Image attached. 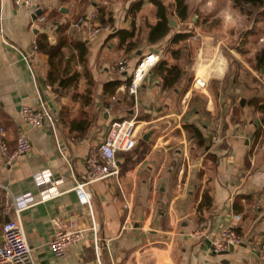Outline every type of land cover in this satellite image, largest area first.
Returning a JSON list of instances; mask_svg holds the SVG:
<instances>
[{
  "label": "crops",
  "instance_id": "obj_1",
  "mask_svg": "<svg viewBox=\"0 0 264 264\" xmlns=\"http://www.w3.org/2000/svg\"><path fill=\"white\" fill-rule=\"evenodd\" d=\"M135 1L36 0L45 17L54 14L40 22L32 18L28 8L17 7L14 0H0V124L5 128L8 148L7 155L0 152V183L16 198L39 192L41 187L35 181L38 174L49 173L56 184L44 193V202L21 213L33 259L36 264H96L89 232L82 243L68 247L62 259H54L49 250L52 219L74 217L78 228L91 226L88 209L72 188L82 179L85 158L103 142L110 122L134 117L138 121L136 146L116 154L118 177L88 188L94 221L99 225L101 264H260L257 251L264 245L263 116L261 119V113L244 106V99L239 102L240 109L234 103L224 104L219 92L216 99L221 112L216 111L209 86L225 76L227 63L217 54L212 43L215 32L205 26L207 20L201 23L202 32L197 31L196 22L202 14L205 19L213 18L219 8L234 6L229 0H185L193 23H180L170 15L176 26L158 44L149 45L146 37L156 21V8L144 1L132 19L127 10ZM92 12L97 14L94 25H109L114 31L94 34V25L87 22ZM100 15L106 23L100 24ZM79 18L84 22L76 24ZM132 22L135 37L131 41L138 47L127 52V42L119 45L111 34L130 30ZM181 26H193L196 32L183 42L188 45L187 53L194 56L189 68L181 57L172 56L181 43L169 44L174 33L185 29ZM39 34L47 35L50 47H60L64 42L60 53L65 77L55 86L46 82V52L31 51ZM151 53L158 57L157 63L136 96H130L125 85L130 71L139 57ZM120 61L126 63L128 71L112 69ZM159 61L183 70V78L174 88L162 87ZM189 78L190 86L182 94ZM196 78L206 82L204 89L193 87ZM113 81L121 85L114 93L104 91ZM195 92L208 96L203 112L189 103ZM40 98L56 118L55 133L48 121L32 128L19 115L22 106L37 108ZM208 117L220 122L211 120L214 124H209ZM185 123L199 129L204 147L196 146L184 131ZM260 127V137L254 142ZM21 133L30 141L31 151L9 160ZM146 135L147 141L143 140ZM204 192L211 199L210 205L198 210ZM1 197L0 190V205ZM234 214L240 215L235 227L241 245L225 255L212 254L208 239L220 225L230 223ZM12 217V212L2 214L0 207V230ZM200 224L206 238L193 236Z\"/></svg>",
  "mask_w": 264,
  "mask_h": 264
},
{
  "label": "built area",
  "instance_id": "obj_2",
  "mask_svg": "<svg viewBox=\"0 0 264 264\" xmlns=\"http://www.w3.org/2000/svg\"><path fill=\"white\" fill-rule=\"evenodd\" d=\"M17 7H26L32 14L38 10L36 0H14ZM97 14L92 12L88 15L87 22L95 23ZM36 19L40 22H45V17L38 15ZM0 18V37L2 34ZM84 22L83 18H79L76 24ZM100 31L113 32L114 29L109 25H94L93 33L97 34ZM32 54L37 53L36 42L32 44ZM24 59L27 60L25 55ZM158 57L153 53L143 56L137 61L135 66L131 69L130 83L126 87V91L130 96H136L140 85L146 77L148 71L155 66ZM115 71H128L125 62L117 63L112 67ZM193 87L196 90H202L206 87V82L199 78L194 79ZM114 99V98H112ZM109 112L107 109L105 110ZM25 125L32 128L42 127L44 121H48L55 133L56 118L47 109L45 102L40 98L38 107L32 109L27 106H22L19 110ZM136 119H122L112 120L106 131L103 142L96 149H92L85 158L84 165L85 171L80 181H75V190L82 199V202L88 209V215L91 219V226L88 229L78 228V224L74 217H60L56 216L52 219L54 226V233L51 241L49 242V250L55 260L62 259L68 247L73 244L82 243L86 240L87 233L91 235L93 240L94 250L96 254V264H101L100 253L98 247V232L99 225L94 221L91 195L88 188L95 183L103 181L107 178L118 177L119 170L116 164V154L130 152L136 146ZM5 128L0 124V152L5 156L8 153L7 143L5 140ZM31 151V143L24 133H21L17 139L16 148L9 160L15 156L26 155ZM8 160V164H9ZM35 181L40 185V190L35 195L14 197L1 183L0 190L2 191L1 197V213L8 215L12 212L13 217L5 221L0 230V264H36L31 250L25 238L21 213L23 210L36 205L37 203L44 202L47 197L44 193L49 189L56 187L55 181L51 179L49 173L38 174L35 176ZM46 186V187H45ZM240 220V215H232L231 222L219 226L215 235L208 239L209 248L212 254L227 251L229 247H239L241 245V236L237 233L235 223ZM193 236H200L206 238L204 226L200 224L198 229L193 233ZM260 264H264V245H261L257 251Z\"/></svg>",
  "mask_w": 264,
  "mask_h": 264
},
{
  "label": "rangeland",
  "instance_id": "obj_3",
  "mask_svg": "<svg viewBox=\"0 0 264 264\" xmlns=\"http://www.w3.org/2000/svg\"><path fill=\"white\" fill-rule=\"evenodd\" d=\"M163 1L168 5L170 4L168 0ZM221 8L218 9L216 14L213 13V15H211L213 18L208 16L205 19L203 18L205 17L204 14H202V16H199V18L196 19L198 32H202L201 23L204 20H207V25L205 26H210L211 30H214L215 32L212 43L218 50L217 54L223 56L227 63L225 76L220 80L212 82L209 86V93L207 92L214 100L215 109L216 111L218 110L219 114L221 112V105L216 99V92H219L220 96L223 97L224 104L232 105V103H234L238 105V108H240L239 102L243 101V99L244 103L246 102V99L251 97H256L260 101H264V71L262 72L264 67L259 68L255 61L256 55L264 50V8H244L243 10L236 7H233V9L230 7L228 9ZM186 22L193 23L190 18H188ZM190 27L192 28L181 26V29H190L192 32H195L193 26ZM180 49L182 51L181 60L184 61L186 65L185 67L189 68L192 62H194V56L190 52V54L187 53V44H180ZM121 62L123 61L116 63ZM183 86L184 83L181 84L180 89ZM195 93L196 96H194L189 103L201 108V102L204 101V98L208 100V96L206 97L199 92ZM204 109L201 111L203 112ZM230 109L231 108H229V111ZM260 116L262 119V113ZM211 120H217V124L220 122L218 119H211L210 117H208V121L206 122H209L210 124V122H212ZM212 123L214 124V122ZM213 135L217 136L216 132H214ZM214 136L212 137V140ZM218 137H220V135H218Z\"/></svg>",
  "mask_w": 264,
  "mask_h": 264
},
{
  "label": "trees",
  "instance_id": "obj_4",
  "mask_svg": "<svg viewBox=\"0 0 264 264\" xmlns=\"http://www.w3.org/2000/svg\"><path fill=\"white\" fill-rule=\"evenodd\" d=\"M146 0H137L135 2H132L127 10V15L129 17H132L134 19L136 17V14L140 12L142 5ZM150 3H152L155 8V17L156 21L153 25L149 26V31L146 37V41L149 45H155L158 44L160 41H162L172 30L173 28L169 25V16H175L180 23H184L188 19V9L185 0H173V3L169 5H164L161 0H148ZM233 4L234 7L239 8L240 10H243L244 8H251V9H262L264 8V0H229ZM46 14L45 12H40L39 15L44 16ZM54 14H48L46 15L45 21H47L49 18L53 17ZM100 19V24L106 23L102 15L98 16ZM112 37L116 38L119 45H125V50L127 52H131L137 49L138 44L137 42H132L131 40L135 37V28L132 22V26L130 30H117L113 34H111ZM192 36V31L189 32V30H181L180 32L174 33L171 38L169 39L170 45H176L179 43H183L187 39H189ZM64 42H61L60 47H50L48 45V38L45 34H39L36 37V45H37V51L39 52H46L48 56L47 61V73H46V82L51 85L55 86L58 84L61 78L65 77V70L63 69V61L64 58L60 53V48L63 46ZM83 45H80L81 47ZM82 56V54H80ZM174 59H180L182 57L181 55V49H177L172 54ZM142 57H139L138 60H140ZM137 60V61H138ZM256 64L259 68L264 67V50H262L258 55L255 57ZM137 63V62H136ZM159 77L162 81V87L163 88H174L183 78V70L178 65L168 66L165 61H159L157 66ZM130 78L125 82L126 87L130 83ZM191 79L189 78L187 80V84L182 90V94L188 90L190 86ZM121 85L120 81H113L110 83H107L104 86V91H107L109 93H114L115 89ZM63 86V85H62ZM194 95L191 99H193ZM205 105V99L201 102L200 107L203 109ZM240 105V103H239ZM244 106L251 109L253 112H260L263 115V125H264V101H260L256 97H251L249 99H246V102L244 103ZM238 108V106H237ZM240 109V108H238ZM141 120V119H138ZM184 131L190 136L191 139H193L196 143V146L202 148L204 147V139L202 137L201 132L197 127H195L194 124L185 123L182 125ZM261 134V127L258 128L254 133V142H257ZM210 198L206 192L203 193L201 203L198 206V210L202 209L203 207H207L210 205Z\"/></svg>",
  "mask_w": 264,
  "mask_h": 264
},
{
  "label": "water",
  "instance_id": "obj_5",
  "mask_svg": "<svg viewBox=\"0 0 264 264\" xmlns=\"http://www.w3.org/2000/svg\"><path fill=\"white\" fill-rule=\"evenodd\" d=\"M61 10H64V9H61ZM39 14H40V11H37L35 14L32 15V18L35 19V17L38 16ZM169 25L171 27H175L176 26L175 23H174V21L171 18H169ZM263 71H264V69H262V72ZM143 140H146V141L148 140L147 139V135L145 137H143ZM233 250H234L233 247H229V249L227 251H224V252L220 253V255H225V254L231 253V252H233Z\"/></svg>",
  "mask_w": 264,
  "mask_h": 264
}]
</instances>
